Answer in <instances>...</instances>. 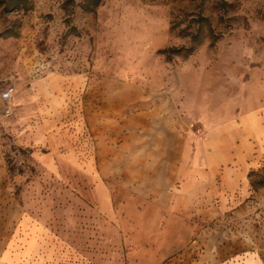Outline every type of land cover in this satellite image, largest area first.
<instances>
[{
    "label": "rangeland",
    "instance_id": "obj_1",
    "mask_svg": "<svg viewBox=\"0 0 264 264\" xmlns=\"http://www.w3.org/2000/svg\"><path fill=\"white\" fill-rule=\"evenodd\" d=\"M85 1L0 7V261L264 258V0ZM236 162L248 205L225 206ZM196 169L212 175L194 186Z\"/></svg>",
    "mask_w": 264,
    "mask_h": 264
},
{
    "label": "crops",
    "instance_id": "obj_2",
    "mask_svg": "<svg viewBox=\"0 0 264 264\" xmlns=\"http://www.w3.org/2000/svg\"><path fill=\"white\" fill-rule=\"evenodd\" d=\"M42 79V78H41ZM64 79V78H63ZM56 84H58L60 87L63 86L64 80H62V78H57L56 80ZM69 82V88L73 91V94H76L81 86V84L83 83V77L82 76H72L69 78L68 80ZM62 88V87H61ZM64 88V87H63ZM215 156L211 155L209 157H207V159H214ZM234 158V157H233ZM237 164H234L231 167L226 168V170L223 171V176H222V187L223 190L225 192L228 193V196H231L230 199L226 198L225 199V206H227V203H233V201H239L241 199H243L244 197H248L249 196V184L248 182H244V179L241 180V174L240 172H236V170L238 169V166H240V164L238 162H236ZM212 165L210 166V168H215L216 163H211ZM209 164H207L208 166ZM211 174V172H209ZM209 173H204L201 169H196L195 171L192 172V176L191 178L193 179V181H195V183L193 184L194 186H197L199 183H201L202 178H204L207 175H209ZM212 175V174H211ZM191 185V184H190ZM185 188V187H184ZM97 194H96V201L99 204V207L101 209L102 212H104L105 214H110V212H112V207H111V203H110V196L109 193L107 192V190L105 188H103L101 185H98L97 187ZM180 190V189H178ZM182 191V190H180ZM201 189L199 188H194L191 189V191L187 192L186 194H184L181 198L176 197V204H182L185 203L186 205H189L190 203H186L184 201H193L194 199H204V194H202ZM261 191L263 192L264 190H260L259 193H261ZM189 193V194H188ZM183 200L182 203H180L179 201ZM243 203L245 204V199H243ZM230 201V202H229ZM241 203V204H243ZM241 204H239V209H235L232 210V214L234 217H241L240 215L243 213V210L241 207ZM248 205V204H245ZM21 221V220H20ZM5 249V248H4ZM3 251V250H2ZM2 254V252L0 253V255ZM1 257V256H0ZM230 264H264V258L261 252L259 251H245L242 253H239L237 255H234L233 257H231V260H228ZM0 264H6L4 262L0 261Z\"/></svg>",
    "mask_w": 264,
    "mask_h": 264
},
{
    "label": "trees",
    "instance_id": "obj_3",
    "mask_svg": "<svg viewBox=\"0 0 264 264\" xmlns=\"http://www.w3.org/2000/svg\"><path fill=\"white\" fill-rule=\"evenodd\" d=\"M23 0H9V4H11V8H17L19 5H21V2ZM101 0H86L83 4H82V8L86 11L89 12H93L94 8L99 4ZM8 3H6L4 0H0V7L2 6L3 10H7L9 9Z\"/></svg>",
    "mask_w": 264,
    "mask_h": 264
},
{
    "label": "built area",
    "instance_id": "obj_4",
    "mask_svg": "<svg viewBox=\"0 0 264 264\" xmlns=\"http://www.w3.org/2000/svg\"><path fill=\"white\" fill-rule=\"evenodd\" d=\"M14 93V87L8 85L0 91V100L3 103V111L6 115H9L12 112V97Z\"/></svg>",
    "mask_w": 264,
    "mask_h": 264
}]
</instances>
